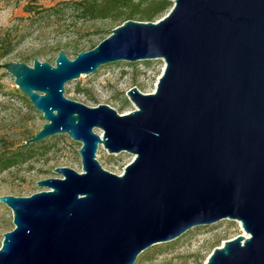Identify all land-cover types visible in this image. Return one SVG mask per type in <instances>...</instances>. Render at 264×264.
Listing matches in <instances>:
<instances>
[{"label":"water","instance_id":"obj_1","mask_svg":"<svg viewBox=\"0 0 264 264\" xmlns=\"http://www.w3.org/2000/svg\"><path fill=\"white\" fill-rule=\"evenodd\" d=\"M158 20L127 19L72 60L1 64L42 113L19 147L66 133L82 143V171L37 181L43 190L0 195L13 213L0 264H134L148 247L224 218L247 234L226 239L205 264H264V0H172ZM163 58L154 92L136 108L89 106L65 84L107 63ZM103 131L100 135L95 131ZM128 151L123 174L97 150Z\"/></svg>","mask_w":264,"mask_h":264},{"label":"rangeland","instance_id":"obj_2","mask_svg":"<svg viewBox=\"0 0 264 264\" xmlns=\"http://www.w3.org/2000/svg\"><path fill=\"white\" fill-rule=\"evenodd\" d=\"M56 1L58 0L44 2L52 4ZM25 3L26 0H0V26L8 27L18 22V17L27 15L23 9ZM169 10L155 20L165 16ZM70 16L68 13L62 19V27H50L46 39L40 41L36 36L37 33L29 35L13 52L0 59V148L4 141L22 140L28 132L39 131L46 122L42 113L30 106L29 98L17 89L14 75L9 74L1 64L9 61H26L32 65L33 58L23 60L22 57L28 53L44 50L43 43L54 45L57 41H61L65 45L78 42L80 49L89 50L92 42H101L102 37H106L111 29L119 25L118 22L110 19L77 20L71 23ZM62 48L70 59L76 57L71 48L64 46ZM59 50L46 48L36 57L41 61L55 64ZM164 66L163 58L107 63L90 74H84L66 83L65 95L89 106L110 104L120 114H124L136 108L127 95L128 90L134 86L145 93L154 92ZM23 96L28 99H24ZM95 131L100 135L103 134L99 128H95ZM37 144L39 145L36 147L35 156L1 173L0 195L29 196L43 190L44 188L37 185V181L49 176H60L55 172V167L66 165L82 171L81 155L78 153L81 142L73 140L64 133L47 137ZM97 154L102 167L117 174H123L125 166L135 158L134 154L126 150L118 153L108 152L103 144H99ZM12 219V210L7 204L0 202V245L4 238L3 233L14 228ZM241 233L247 234L242 228L241 221L231 218L195 226L175 240L148 247L137 257L134 264H205L209 254L217 246Z\"/></svg>","mask_w":264,"mask_h":264},{"label":"trees","instance_id":"obj_3","mask_svg":"<svg viewBox=\"0 0 264 264\" xmlns=\"http://www.w3.org/2000/svg\"><path fill=\"white\" fill-rule=\"evenodd\" d=\"M44 1L26 0L23 9L27 15L18 17V22L12 23L8 27L0 26V59L13 52L29 35L37 33L36 36L40 41L46 39L49 33L48 29L50 27H62L61 21L68 13L71 15V23L77 20L110 19L121 25L127 19L153 21L173 6L172 0H58L52 4H46ZM50 1L53 2L54 0ZM104 38L101 39L104 40ZM98 43L92 42L89 49ZM43 46L45 47L44 50L25 54L22 57L23 60L27 58L34 60L46 48L57 50L64 46L71 48L76 55L83 51L79 48L78 42L63 45L61 41H57L54 45L43 43ZM23 98L28 99L24 96ZM30 106L34 109V106ZM35 133L28 132L22 140L11 139L8 142H3L4 144L0 148V175L13 166L24 163L35 156L36 147L39 144L31 143L27 147H19Z\"/></svg>","mask_w":264,"mask_h":264}]
</instances>
